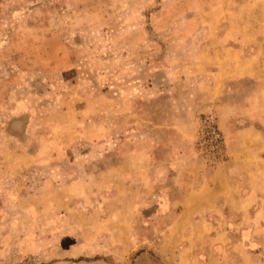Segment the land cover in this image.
<instances>
[{
  "label": "rangeland",
  "instance_id": "rangeland-1",
  "mask_svg": "<svg viewBox=\"0 0 264 264\" xmlns=\"http://www.w3.org/2000/svg\"><path fill=\"white\" fill-rule=\"evenodd\" d=\"M0 264H264V0H0Z\"/></svg>",
  "mask_w": 264,
  "mask_h": 264
}]
</instances>
